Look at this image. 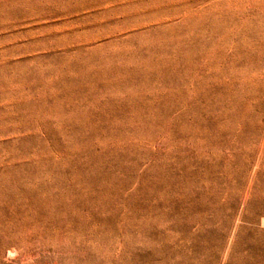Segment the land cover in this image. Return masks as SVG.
Wrapping results in <instances>:
<instances>
[{"label":"rangeland","instance_id":"1","mask_svg":"<svg viewBox=\"0 0 264 264\" xmlns=\"http://www.w3.org/2000/svg\"><path fill=\"white\" fill-rule=\"evenodd\" d=\"M0 264H264V0H0Z\"/></svg>","mask_w":264,"mask_h":264}]
</instances>
